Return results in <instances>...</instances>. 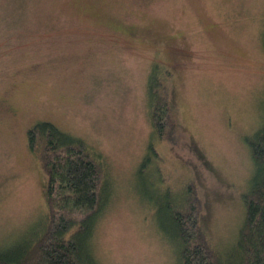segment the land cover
<instances>
[{
    "label": "rangeland",
    "instance_id": "1",
    "mask_svg": "<svg viewBox=\"0 0 264 264\" xmlns=\"http://www.w3.org/2000/svg\"><path fill=\"white\" fill-rule=\"evenodd\" d=\"M263 33L264 0H0V249L45 221L27 130L49 121L103 168L98 264H180L163 195L190 183L210 243L235 261L255 171L245 138L264 125ZM155 65L170 71V139L149 118Z\"/></svg>",
    "mask_w": 264,
    "mask_h": 264
},
{
    "label": "trees",
    "instance_id": "2",
    "mask_svg": "<svg viewBox=\"0 0 264 264\" xmlns=\"http://www.w3.org/2000/svg\"><path fill=\"white\" fill-rule=\"evenodd\" d=\"M163 71L155 65L147 78L149 118L161 140L170 139L175 125L168 89L170 71ZM245 141L255 171L243 193L244 216L233 249L235 261L223 259L210 243L200 223V198L192 183L183 199V193L178 198L170 191L164 193L180 264H264V125ZM27 145L46 175L45 221L27 246L0 249V264H98L88 240L105 200L99 160L83 141L49 121H38L28 128ZM149 151L156 155L152 146Z\"/></svg>",
    "mask_w": 264,
    "mask_h": 264
}]
</instances>
